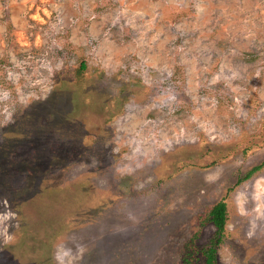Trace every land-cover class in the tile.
I'll return each mask as SVG.
<instances>
[{
    "label": "rangeland",
    "instance_id": "rangeland-1",
    "mask_svg": "<svg viewBox=\"0 0 264 264\" xmlns=\"http://www.w3.org/2000/svg\"><path fill=\"white\" fill-rule=\"evenodd\" d=\"M213 243L264 264V0H0V264Z\"/></svg>",
    "mask_w": 264,
    "mask_h": 264
},
{
    "label": "trees",
    "instance_id": "trees-1",
    "mask_svg": "<svg viewBox=\"0 0 264 264\" xmlns=\"http://www.w3.org/2000/svg\"><path fill=\"white\" fill-rule=\"evenodd\" d=\"M83 67H85V65H83L82 68ZM209 221L217 229V237H220L225 230L227 222V210L224 202L220 201L213 206L209 215ZM204 257L205 264H217V249L215 243L204 251Z\"/></svg>",
    "mask_w": 264,
    "mask_h": 264
}]
</instances>
